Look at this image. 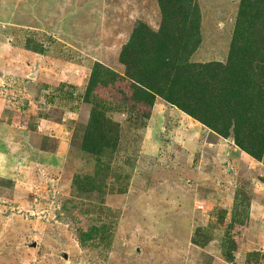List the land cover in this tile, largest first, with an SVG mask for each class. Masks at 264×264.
Instances as JSON below:
<instances>
[{"label": "rangeland", "instance_id": "rangeland-1", "mask_svg": "<svg viewBox=\"0 0 264 264\" xmlns=\"http://www.w3.org/2000/svg\"><path fill=\"white\" fill-rule=\"evenodd\" d=\"M195 3L206 99L240 0ZM138 22L157 0H0V264H264V148L107 82Z\"/></svg>", "mask_w": 264, "mask_h": 264}, {"label": "trees", "instance_id": "trees-1", "mask_svg": "<svg viewBox=\"0 0 264 264\" xmlns=\"http://www.w3.org/2000/svg\"><path fill=\"white\" fill-rule=\"evenodd\" d=\"M157 4L160 26L153 31L140 22L134 25L118 53L124 76L109 71L113 77L107 82L113 85L125 79L126 88L129 86L132 94L134 89L138 100L149 109L153 95L192 117L198 107L214 122L198 120L222 136L231 132L237 146L260 158L264 148V61L260 60L264 58V0H240L238 15L242 21L236 24L226 64L217 65L222 74L207 73L209 79L217 81L213 89L204 91L206 99L197 93L199 85L192 82V71L187 72L195 64L187 61L191 48L186 45L196 42L199 34L195 0H157ZM97 70L102 71V66L97 64ZM131 99L129 95L127 100ZM218 123L224 124L221 130L216 127Z\"/></svg>", "mask_w": 264, "mask_h": 264}, {"label": "crops", "instance_id": "crops-1", "mask_svg": "<svg viewBox=\"0 0 264 264\" xmlns=\"http://www.w3.org/2000/svg\"><path fill=\"white\" fill-rule=\"evenodd\" d=\"M224 145H226V144H224Z\"/></svg>", "mask_w": 264, "mask_h": 264}]
</instances>
